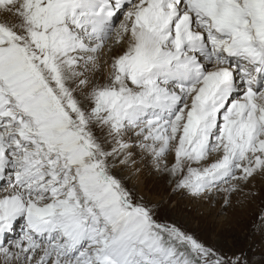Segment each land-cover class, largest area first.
Listing matches in <instances>:
<instances>
[{"label":"snow or ice","instance_id":"snow-or-ice-1","mask_svg":"<svg viewBox=\"0 0 264 264\" xmlns=\"http://www.w3.org/2000/svg\"><path fill=\"white\" fill-rule=\"evenodd\" d=\"M141 164L258 194L264 0H0V264H249L158 220Z\"/></svg>","mask_w":264,"mask_h":264},{"label":"rangeland","instance_id":"rangeland-1","mask_svg":"<svg viewBox=\"0 0 264 264\" xmlns=\"http://www.w3.org/2000/svg\"><path fill=\"white\" fill-rule=\"evenodd\" d=\"M145 173V179L148 180L151 174L154 179L141 192L137 185L123 178L119 169L116 170L126 187L133 190L137 197L142 196L146 203L156 209L158 220L176 223L206 246L223 255L244 253L249 264H264V227H261L259 221L260 213L264 211V177H256L252 182V191L258 193L257 195H234L231 204L226 206L220 198L194 199L187 194L173 192V186L166 192H161V187L166 185L161 181L162 177L156 176L154 170ZM155 182H159L160 189L153 193L152 186ZM261 186L262 193L258 191ZM246 200L250 203L243 204ZM16 231L19 232V226Z\"/></svg>","mask_w":264,"mask_h":264},{"label":"bare ground","instance_id":"bare-ground-1","mask_svg":"<svg viewBox=\"0 0 264 264\" xmlns=\"http://www.w3.org/2000/svg\"><path fill=\"white\" fill-rule=\"evenodd\" d=\"M140 167H141V171L139 172V173H133V172H128V171H124V172H122L123 173V178L124 179H128V181H129V183L131 182V183H133V184H135V185H137L139 188H140V191L141 192H144L145 191V189H146V184L148 183V182H151L152 181V179H154L152 176V174L151 175H149V178H148V180L147 179H145V175H147V173H145V172H151L152 170H151V167H149V166H145L144 164H141L140 165ZM122 176V175H121ZM156 176H158V177H162V179H161V181H163L166 185L165 186H162L161 187V189H160V186H159V182H155L154 183V185L152 186V192L153 193H156V192H158V190L160 189L161 190V192L164 190L165 192L167 191V189L170 187V186H173L171 183H169V179H168V177H167V175H165V174H161V173H157L156 172ZM131 178H133V179H131ZM264 185V181H263V184H262V186ZM260 187V188H258L259 190V192L260 193H262V189H263V187ZM247 191V190H246ZM250 203V202H249ZM248 202H247V200L243 203V204H249ZM247 215V214H246ZM247 217V216H246Z\"/></svg>","mask_w":264,"mask_h":264}]
</instances>
